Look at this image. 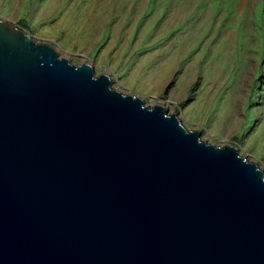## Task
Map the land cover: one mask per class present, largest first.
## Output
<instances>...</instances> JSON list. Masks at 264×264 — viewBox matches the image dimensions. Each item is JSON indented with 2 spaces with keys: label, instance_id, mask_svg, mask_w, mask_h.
<instances>
[{
  "label": "water",
  "instance_id": "obj_1",
  "mask_svg": "<svg viewBox=\"0 0 264 264\" xmlns=\"http://www.w3.org/2000/svg\"><path fill=\"white\" fill-rule=\"evenodd\" d=\"M0 264H264V174L0 18Z\"/></svg>",
  "mask_w": 264,
  "mask_h": 264
},
{
  "label": "rangeland",
  "instance_id": "obj_2",
  "mask_svg": "<svg viewBox=\"0 0 264 264\" xmlns=\"http://www.w3.org/2000/svg\"><path fill=\"white\" fill-rule=\"evenodd\" d=\"M0 18L264 174V0H0Z\"/></svg>",
  "mask_w": 264,
  "mask_h": 264
}]
</instances>
